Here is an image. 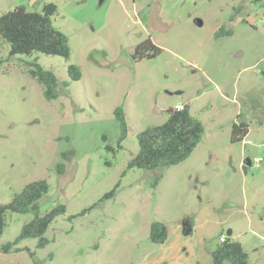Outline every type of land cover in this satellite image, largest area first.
Masks as SVG:
<instances>
[{
  "label": "rangeland",
  "instance_id": "rangeland-1",
  "mask_svg": "<svg viewBox=\"0 0 264 264\" xmlns=\"http://www.w3.org/2000/svg\"><path fill=\"white\" fill-rule=\"evenodd\" d=\"M48 2L68 58L10 54L0 36V204L45 179L38 214L59 204L65 212L47 227L43 247L24 238L0 251V264H154L162 250L150 224L163 222L174 235L188 220L192 231L177 238L194 246L187 264H211L221 235L264 264V0H0V15ZM147 39L159 52L139 59L135 48ZM34 63L55 74V98L30 75ZM175 104L203 125L191 154L167 167L127 168L137 133L166 121ZM234 122L248 131L231 142ZM34 214L5 211L0 244Z\"/></svg>",
  "mask_w": 264,
  "mask_h": 264
},
{
  "label": "trees",
  "instance_id": "trees-1",
  "mask_svg": "<svg viewBox=\"0 0 264 264\" xmlns=\"http://www.w3.org/2000/svg\"><path fill=\"white\" fill-rule=\"evenodd\" d=\"M54 12L55 5L48 2L42 6L40 11H27L23 5H19L2 13L0 15V36L9 43L10 54H30L36 51L68 58L70 52L68 39L62 31L53 26L51 15ZM229 32L220 29L217 34ZM158 52L159 47L147 39L136 46L134 55H138L139 59L151 58ZM34 66L35 68L30 69L29 73L42 86L45 98H55L57 96L55 74L37 63H34ZM67 71L72 80H78L81 77L79 68L74 64H68ZM114 115L120 124L124 137L127 126L123 107L117 106L114 109ZM247 131L248 127L244 122H234L231 127L230 141L242 140ZM202 133V123L190 114L187 107L184 110L169 108L166 121L159 125L147 127L137 133L138 151L128 161L127 168L154 169L175 165L191 154L201 140ZM62 167L63 163L57 164L59 172H61ZM115 187L106 192L103 197L112 196ZM47 191L48 183L45 179L33 180L14 194L9 202L0 204V236L5 227V211L24 213L32 210L35 213L32 219L21 226L20 232L14 240L0 244V251L17 250L16 244L24 238H37V247H43L48 242L44 233L54 218L65 212V206L59 204L43 215L38 214V200ZM167 236L168 227L165 223L154 221L150 224V241L161 244L166 241ZM225 262L228 264H252L249 262L248 255L241 243L229 237L219 242L211 251V264H224ZM33 264L43 263L34 259Z\"/></svg>",
  "mask_w": 264,
  "mask_h": 264
},
{
  "label": "crops",
  "instance_id": "crops-1",
  "mask_svg": "<svg viewBox=\"0 0 264 264\" xmlns=\"http://www.w3.org/2000/svg\"><path fill=\"white\" fill-rule=\"evenodd\" d=\"M189 223H190L189 225L191 227V230H190V232H191L193 227H194V223H192L191 221ZM178 231H180L183 234H188V233L184 232L183 226H180ZM180 232H177L175 230L174 235L173 234L170 235V232L168 229V236H167L166 241L159 244L162 252L160 254L154 256L153 258L151 257L149 262L154 261V264H163L164 262L166 264H187V263H189L191 260V257L189 258V260L187 262H186V258H187V256L191 255V253H189V250L190 249L194 250V246H192L191 243H189L187 245V243L184 241H183V244L180 242V240L178 241L177 238H178V235ZM171 237H172V239H171ZM175 242L177 244H175ZM202 250H203V248H201L199 246L196 249V251H192L193 255L195 257H197V255H201L200 252Z\"/></svg>",
  "mask_w": 264,
  "mask_h": 264
},
{
  "label": "built area",
  "instance_id": "built-area-1",
  "mask_svg": "<svg viewBox=\"0 0 264 264\" xmlns=\"http://www.w3.org/2000/svg\"><path fill=\"white\" fill-rule=\"evenodd\" d=\"M186 108V105H184V104H175L174 106H173V109L174 110H184ZM255 161L256 162H259V159H255ZM225 240V236H223V235H221L220 237H219V242H222V241H224Z\"/></svg>",
  "mask_w": 264,
  "mask_h": 264
},
{
  "label": "water",
  "instance_id": "water-1",
  "mask_svg": "<svg viewBox=\"0 0 264 264\" xmlns=\"http://www.w3.org/2000/svg\"><path fill=\"white\" fill-rule=\"evenodd\" d=\"M247 163L250 164V160H249V159H247ZM182 226H183V229H184V232H185V233H189V232H190L191 227H190L188 221H184V222H182ZM230 233H231V230H228V231H227V235H230Z\"/></svg>",
  "mask_w": 264,
  "mask_h": 264
}]
</instances>
